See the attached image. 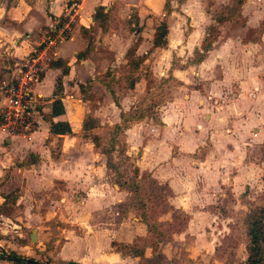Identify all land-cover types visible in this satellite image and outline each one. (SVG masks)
Masks as SVG:
<instances>
[{
    "label": "rangeland",
    "instance_id": "rangeland-1",
    "mask_svg": "<svg viewBox=\"0 0 264 264\" xmlns=\"http://www.w3.org/2000/svg\"><path fill=\"white\" fill-rule=\"evenodd\" d=\"M181 1L117 0L118 7L111 4L105 18L100 16L95 20L87 36L81 38L77 51L85 48L80 52L82 56L69 58L73 73L71 83L75 87L66 88L65 93L69 91L74 99L86 103L88 121L94 115V108L103 107L101 113L107 122L113 120L117 111L102 104V92L109 95L106 88L112 89L123 106L130 107L125 112L126 117L133 118L141 111L145 117L154 119H151L153 122H157L160 108H171L169 104L176 100L183 103L192 91H199L207 99L208 108L213 110L217 103L234 100L233 107L238 106L236 119L219 130L234 140L235 148L228 151L235 150V156L230 169H222L221 176L238 174V183H225L222 192L216 193L224 194V207L238 212L230 213V222L212 217L205 219L208 225L203 226L201 223L205 221L196 217L186 226V215L167 202L170 195L164 185H156L147 174L136 178L139 175L133 162L139 151L131 149L133 154L125 156L123 130L113 141L115 125L106 124L98 131L101 137L96 138L100 139L97 144L102 151L111 147L116 151L110 159V180L131 193L130 201L121 207L113 205L99 210V217L85 218L79 212L80 201L85 197L83 191L77 187L67 188L63 182L54 184L58 175L55 178L40 175L39 186L28 187L25 181L21 184L19 178L1 183L0 193L9 196L0 203V213L6 215L0 216V247L3 249L0 254L12 253L14 257L43 264H63L62 260L69 258L60 256L59 252L63 243L69 242L68 238L74 240V236L87 229L114 228L118 231L116 239L121 241L130 240L134 233L141 234L120 250L129 253L130 258L137 257L126 264L244 263L247 256L244 215L254 213L256 216L262 212L264 221V0H194L193 14L197 16L200 10L203 13L205 10L207 21L202 36L188 35V17L178 10ZM243 5L250 15L249 25L239 15ZM160 23L167 32L166 46L153 48L154 29ZM209 33L214 36L213 40L211 36L208 39L210 53H217L216 63L212 60L198 74L197 53L206 46L203 40ZM79 61H88L87 66ZM174 71H178L176 76H173ZM216 80L217 89H210ZM221 123L224 124V120ZM137 134V130L128 134L127 140L134 143L132 140ZM148 134L150 131L144 130L143 136ZM87 137L94 138L88 135L81 140ZM52 147L51 158L59 159L62 155L59 141H52ZM71 158L73 156L68 159ZM108 189L109 192L115 190L111 185ZM220 199L208 206L218 207ZM76 208L79 214L74 220L72 215ZM133 217L139 218L138 223ZM225 225L229 227L227 231ZM31 234L35 236L34 242L29 239ZM83 249L81 243L72 247V251L79 254Z\"/></svg>",
    "mask_w": 264,
    "mask_h": 264
},
{
    "label": "crops",
    "instance_id": "crops-1",
    "mask_svg": "<svg viewBox=\"0 0 264 264\" xmlns=\"http://www.w3.org/2000/svg\"><path fill=\"white\" fill-rule=\"evenodd\" d=\"M80 1L79 22L71 28L69 38L58 46L54 59L43 71L34 88L38 103L36 130L28 140L6 137L0 132V186L1 183L6 184V181H15L18 178L22 180L21 184L25 181L24 183L28 187L34 184L39 186L40 175H50L52 178L58 175L59 177L53 181L54 184L63 182L67 188H81L85 195L79 204L81 211L76 208L73 212L74 220L78 219L79 212H82L80 215L85 218L99 217V210L113 205L121 207L122 204H127L126 202L130 201L131 195L127 190L120 189L111 183L110 168L107 166V158L103 155V151L99 147H95L88 137L81 140L88 135L99 138L98 131L103 130L102 127L106 124L108 126L120 124L119 113L125 114L130 107L123 106L118 99H116L117 104L115 105L111 95L109 94V96L103 91L102 104L113 107L117 111V115L111 122H107L106 117L101 113L103 107L94 108V115H92L91 121H88L86 119L88 117L86 103L80 99H74L69 91L65 93L66 88L70 90L75 87V84L71 83L73 73L71 74V64L68 61L75 56H82L83 53L80 52H83L85 48L82 51H77V48L81 44V38L87 36L89 28H92L97 20L93 17L96 9L102 8V13L106 15L111 9V4L115 3L117 7L119 6L116 3L117 0ZM61 3L62 0H0L1 80L11 73L15 62L28 52L33 39L42 27L49 25L53 17L59 15ZM199 4L201 5V3ZM192 6H195L194 0H183L179 4L178 10L188 17L190 24L188 35L192 36L198 33L202 36L207 21L205 10L203 13L199 9L200 12L196 16L192 12L195 10ZM245 8L246 5L241 7L239 15L245 20L244 23L249 25L250 15L245 11ZM210 51L208 50L201 62L196 64L195 68L198 74L203 68L206 69L212 60L213 64L216 63L217 53L213 54ZM82 62L79 61V64ZM83 63L87 66L88 61ZM175 73L178 71H174L173 76H176ZM213 82L210 89L215 90L218 87V80ZM68 99L70 100L68 101ZM54 101H58L60 107L56 104L53 106ZM183 101V103L178 100L171 102L169 104L171 108L168 109L160 108L157 122L145 117L141 121L129 124L122 132L123 142L126 143L127 148L123 154L129 157L133 154L131 149L139 151L133 162V168L139 175L136 178L139 179L142 174H147L156 185H164L170 195L167 202L174 209H179L186 215V226L192 223L196 217L205 221V223H201L203 226L208 225L205 219L212 217L230 222L232 218V215L230 218V213L235 215L238 211L234 212L233 208L224 207L225 201L222 204L224 194L216 192H222V186L225 183H229V185L238 183L236 180L238 174L224 178L221 176L222 169L227 171L233 164L235 150L228 151V149H234L235 142L231 136L219 130V127L223 129L222 127L226 126L225 123H231L236 119L238 106L233 107V103H236L234 100L217 103L216 112L208 108L207 99L205 100L197 90L192 91L190 96L185 97ZM96 104L98 105V102ZM53 111H56L57 114H52ZM223 120L224 124L221 123ZM50 121L52 123H67L71 133L51 134L49 131ZM147 129L151 134L145 137L143 132ZM135 130L138 131V134L132 143L127 140V136ZM52 141H59V150L62 153L56 160L50 156V151L53 148ZM98 141L100 139H97ZM199 148H202L201 151ZM114 153L116 151L112 150L109 159ZM72 156V160H69L68 158ZM223 165H225L224 168ZM117 170L120 169L117 167ZM7 176L9 179H6ZM108 185H111L115 190L109 192ZM6 195L0 193L1 204ZM219 198L222 199L219 200L218 207L208 206ZM242 201L243 199L240 198V202ZM116 214L118 215L119 211ZM0 216L5 217L6 215L0 213ZM132 219L138 223L139 218L133 217ZM224 228L226 231L229 229L226 225ZM117 232L114 228L87 229L81 232V235L74 236V240L68 238L69 242L63 243L59 253L60 256H67L69 259L62 261H71L77 264H126L127 261H133V258L129 256H121L112 251L111 243L128 245L141 234L134 233L135 236L133 235L130 240L121 241L116 239ZM217 232L220 231L217 230ZM79 243L84 245L80 254L77 251H72V247ZM0 264L8 263L0 261Z\"/></svg>",
    "mask_w": 264,
    "mask_h": 264
},
{
    "label": "built area",
    "instance_id": "built-area-1",
    "mask_svg": "<svg viewBox=\"0 0 264 264\" xmlns=\"http://www.w3.org/2000/svg\"><path fill=\"white\" fill-rule=\"evenodd\" d=\"M80 0H66L60 13L39 31L28 52L19 58L11 73L0 81V132L6 137L28 140L37 128V101L34 88L58 46L69 38L80 19Z\"/></svg>",
    "mask_w": 264,
    "mask_h": 264
},
{
    "label": "trees",
    "instance_id": "trees-1",
    "mask_svg": "<svg viewBox=\"0 0 264 264\" xmlns=\"http://www.w3.org/2000/svg\"><path fill=\"white\" fill-rule=\"evenodd\" d=\"M66 0H62V3H64ZM183 1V0H182ZM181 1V2H182ZM61 3V4H62ZM100 16H102L101 18H103L104 14L102 13V8H97L95 13H94V18L98 19ZM210 32V30H209ZM167 35L165 26L160 23L158 24L155 29H154V33H153V37H152V47L153 48H163L166 45V41H165V37ZM209 36H211V40H213L214 36L213 35H209L207 34L206 37L203 42L206 43V46L202 48V50L200 51V53L198 55V59L196 60V63L201 62V60L203 59L205 53L209 50L210 45H211V41L208 39ZM136 43V42H135ZM140 61V59H139ZM138 64L134 63V66L137 67ZM0 80H1V74H0ZM132 88V85L131 87ZM107 91L109 92V94L111 95L112 99L114 100L115 105L116 103V97L112 91V89L110 88H106ZM57 105L58 107H60V103L58 101H54V105ZM57 114L56 111L52 112V114ZM138 116L135 117H126V115L124 113H119L120 115V121H121V125H115L114 126V133L113 136L111 137V140H115V137L118 135L119 131L124 130L127 125L133 123V122H138L141 121L142 119L145 118V115L142 114L141 111H137ZM152 119V118H151ZM154 120V119H152ZM85 126V125H83ZM49 131L51 134H65L71 133L70 127L67 125V123H52L50 121V127H49ZM92 140V143L95 147H98L97 144V139L96 137H94ZM112 151V147L108 150L103 151V155L107 158V166L110 168L111 167V163H110V153ZM9 195H6L4 197V201H6V199L8 198ZM13 201V198L12 200ZM262 212H259V214H256V216L254 215V213H247L244 215V219H245V234H246V246H245V250H246V259L244 261L243 264H264V221L262 220ZM111 247L115 249V252L119 253L121 256H129V253H126L124 251H120L122 249L127 248L126 245L123 244H118V243H111ZM119 248V249H116ZM136 256L133 255V258H135ZM12 258H19V257H14L12 253H7V256H4L3 253L0 254V261L2 262H7V263H11V264H26L23 260L24 258H20L22 259L20 262H12L11 259ZM137 258V257H136ZM32 260V259H29ZM35 261V260H32ZM38 262V261H37ZM40 263V262H39ZM43 264V263H41ZM63 264H77L71 261L65 262Z\"/></svg>",
    "mask_w": 264,
    "mask_h": 264
},
{
    "label": "water",
    "instance_id": "water-1",
    "mask_svg": "<svg viewBox=\"0 0 264 264\" xmlns=\"http://www.w3.org/2000/svg\"><path fill=\"white\" fill-rule=\"evenodd\" d=\"M29 239H30V241L32 242H34L35 241V236H34V234H31L30 236H29ZM0 251L1 252H3V249L0 247ZM22 259H20V258H12L11 259V261L12 262H20ZM26 264H41V263H39V262H37V261H32V260H29V259H24L23 260Z\"/></svg>",
    "mask_w": 264,
    "mask_h": 264
}]
</instances>
